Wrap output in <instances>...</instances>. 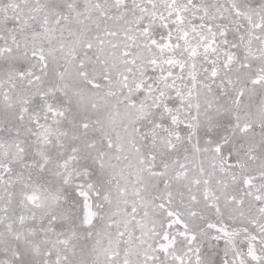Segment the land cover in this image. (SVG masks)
Here are the masks:
<instances>
[{"label":"snow or ice","instance_id":"6c2138e0","mask_svg":"<svg viewBox=\"0 0 264 264\" xmlns=\"http://www.w3.org/2000/svg\"><path fill=\"white\" fill-rule=\"evenodd\" d=\"M0 264H264V0H0Z\"/></svg>","mask_w":264,"mask_h":264}]
</instances>
